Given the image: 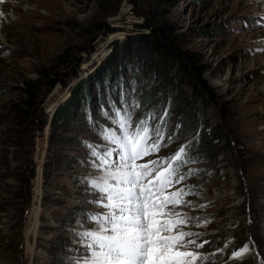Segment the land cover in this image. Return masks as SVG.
<instances>
[{"label":"rangeland","instance_id":"1","mask_svg":"<svg viewBox=\"0 0 264 264\" xmlns=\"http://www.w3.org/2000/svg\"><path fill=\"white\" fill-rule=\"evenodd\" d=\"M128 116L147 179L185 149L161 198L180 193L195 264H264V0H2L0 264L89 255Z\"/></svg>","mask_w":264,"mask_h":264},{"label":"snow or ice","instance_id":"2","mask_svg":"<svg viewBox=\"0 0 264 264\" xmlns=\"http://www.w3.org/2000/svg\"><path fill=\"white\" fill-rule=\"evenodd\" d=\"M116 123L120 134L116 130L105 133L117 146L106 153L109 158L117 156L111 162L113 170L102 183L93 181L104 194L103 200L107 203L103 206L108 211L102 218L96 217L101 222L96 231L81 233L88 238L89 255L77 264H195L198 259H204L199 253L187 250L190 244L195 245V241L186 240L193 233L181 230L186 220L177 219L180 214L168 208L170 204L181 202L176 199L180 193L161 198L173 183L180 164L186 162L183 160L185 149L180 148L176 153L174 165L156 173L153 179H147L155 168L136 161L149 154L146 145L150 129L141 121V126L132 130L130 116L120 117ZM158 149L159 144L151 145V151ZM102 163L107 161L102 158ZM151 163L155 165L156 161ZM242 251L246 252L247 248Z\"/></svg>","mask_w":264,"mask_h":264},{"label":"trees","instance_id":"3","mask_svg":"<svg viewBox=\"0 0 264 264\" xmlns=\"http://www.w3.org/2000/svg\"><path fill=\"white\" fill-rule=\"evenodd\" d=\"M153 33L151 35L145 34L142 36L143 42L146 43V45L151 49V50H156L159 52H164L165 51V43L158 37L160 34V31L158 29L153 28ZM86 88L82 87V92L85 91ZM81 92V93H82Z\"/></svg>","mask_w":264,"mask_h":264},{"label":"bare ground","instance_id":"4","mask_svg":"<svg viewBox=\"0 0 264 264\" xmlns=\"http://www.w3.org/2000/svg\"><path fill=\"white\" fill-rule=\"evenodd\" d=\"M15 7V6H14ZM17 7V6H16Z\"/></svg>","mask_w":264,"mask_h":264}]
</instances>
